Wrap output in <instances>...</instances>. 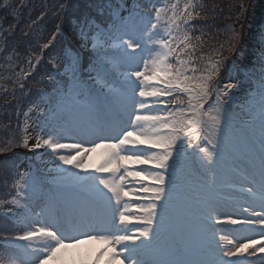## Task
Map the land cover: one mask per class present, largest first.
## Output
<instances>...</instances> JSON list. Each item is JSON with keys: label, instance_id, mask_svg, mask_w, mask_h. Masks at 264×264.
<instances>
[{"label": "snow or ice", "instance_id": "6c2138e0", "mask_svg": "<svg viewBox=\"0 0 264 264\" xmlns=\"http://www.w3.org/2000/svg\"><path fill=\"white\" fill-rule=\"evenodd\" d=\"M202 7L198 0H186L182 8L177 0L170 5V14L169 8L154 7L139 39L117 38L114 46L123 50L129 65L136 63L137 52L144 62L143 69L131 67L125 75L127 91L131 92L122 101L127 119L118 115L112 120L90 121L73 130L72 142H64L67 139L64 129H52L35 137L36 142L31 146L27 137L16 145L31 152L50 150L61 164L72 168L86 170L88 166L83 158L87 155L91 159V154L98 153L103 162L95 167L98 175L84 178L92 181L94 206L75 220H66L51 201L46 219H32L33 214L22 199L28 197L29 191L36 193V182L30 174L20 175L13 182L16 194L11 203L24 210V226L28 230L10 241L5 237L11 250H0V264H244L233 258L264 254V140L261 141L258 172L255 168L251 172L245 168L237 189L241 194L258 198L260 210L249 204L242 209L246 215L234 217L219 213L215 206L208 208L209 221L233 226L229 229L231 238L229 234H219L221 243L217 244L213 259L171 258L166 246L153 243L164 226L177 165L181 159L197 152L202 165L216 163L227 138V107L242 86L240 80L227 83L216 93L215 102L210 101L215 89L210 82L219 72L221 61L209 60L203 69L199 68L198 59L202 57L198 58L196 51L200 37L193 42L187 31L190 22L199 18L197 9ZM162 19L167 26L164 34L158 30V22ZM258 36L262 45L259 112L264 129V23ZM144 53H147L146 58ZM240 56L244 57V51ZM240 71L248 69L241 66ZM40 114L44 115L42 109ZM200 142H206V146L201 147ZM190 149L193 152H189ZM7 150L0 148V152ZM62 171L69 172L76 180L81 179L68 169ZM257 175L258 197L257 189L252 186ZM130 193L134 194L133 199L147 201L131 214L129 202L124 199ZM154 223L157 227H153ZM141 224L145 227H139ZM212 230L215 236L218 230ZM258 259L264 261V256Z\"/></svg>", "mask_w": 264, "mask_h": 264}, {"label": "rangeland", "instance_id": "374dc122", "mask_svg": "<svg viewBox=\"0 0 264 264\" xmlns=\"http://www.w3.org/2000/svg\"><path fill=\"white\" fill-rule=\"evenodd\" d=\"M207 2L208 0H203ZM215 0H213L214 2ZM228 0H221L218 2L217 9L220 12L222 9V6H225L227 11L224 12L225 16L229 17L231 19V26L230 29L226 28L227 26H223L219 29L225 35L226 42H233L235 37L236 40L234 42V45L239 43V41L242 39L244 41L246 50H250V52L256 53L254 50V46H256L255 41L257 40L254 35H250L247 33V31L244 28L245 25V19L247 15L249 14L247 9V3L248 0H229V4L227 2ZM186 2V0H181V6ZM157 3H160L159 0H157ZM122 9L117 11L116 14L122 21L123 13L127 14L128 12H132V9L136 6L133 4V1H123L122 2ZM155 7V5H154ZM153 9L151 12L153 13ZM217 11V12H218ZM261 11H264V9H261ZM170 13V11H169ZM152 14H149L147 16H139L137 13H133L132 17L137 19V25L139 22H143V20L146 21V19L151 16ZM195 21L192 22V25L187 29L189 32L190 30H194L195 34H198V32L201 31V29H196L197 25L200 23L199 19H194ZM160 23H163V25H160ZM135 24L131 21H125L123 23V26L125 27L122 32L118 31H111L110 33L106 34H100L95 33L94 31L88 30L83 28V26L80 27V30L84 34V38H82L86 42V46L89 52H94L96 55H98L101 60H103V66L107 67L110 72H114L116 75V80L111 77L109 73H106L104 71H101V69H98L95 67V64L92 66L93 70L89 72L90 74H87L86 78H88L91 82L96 84L98 88H100L102 91H107L110 93L116 92L117 94H123L125 96L126 94L121 92L123 89L126 88L125 83V75L130 70L131 67H138L140 69L144 68V62L142 59H140L141 53L137 52V60L136 63L133 65H129V63L126 62V60L123 57V50L115 47L114 45L118 43L117 38L127 39L129 36H131L133 39H139L142 34H139V31L135 30L133 28ZM202 28L205 29L208 27V23L206 21L201 22ZM150 26V25H149ZM166 24L162 21L159 22V31L161 34H164L166 30ZM131 28L133 30H131ZM244 28V29H243ZM127 32V35H124V33ZM241 35L245 37V39L241 38ZM241 38V39H240ZM96 44L97 47H93V45ZM246 50L243 48L242 51H244V55L247 53ZM206 52V50H205ZM212 57L216 60L218 56L221 54V49H215L211 51ZM249 54V53H248ZM251 54V53H250ZM145 58L147 57V53L143 54ZM257 55V53H256ZM76 55L72 54L70 57V62H74L76 60ZM203 59V58H202ZM202 59L198 60V65L200 67V64L203 62ZM224 62V59L221 60V64ZM76 64V61H75ZM104 70V69H103ZM221 70V65H220ZM219 70V72H220ZM219 72L216 76H218ZM106 73V74H105ZM113 74V73H112ZM215 76V77H216ZM118 80V81H117ZM124 81V82H123ZM242 81V80H240ZM258 81V80H257ZM254 87V90L251 89L248 91V93L245 96V100L247 102V108H250L251 110L245 111L242 115L243 117H251L249 122H245V124H241L243 120L241 118L235 117L233 115V112L231 110V106L228 105L226 110V120L227 123L225 125L226 128V139L222 143V150L225 154V152L233 153L232 149L229 148L232 144H235L234 142V136L232 135L231 129L236 125L239 130H237V133L239 134V138L241 139L240 142H238L236 139L235 141L239 144L238 149L241 147V149H246V145L248 142L246 141L248 139V136L251 134L258 135L263 132L264 129L260 127L259 124L262 123L260 120V112H259V102H260V95H259V83L255 81L252 88ZM256 88V89H255ZM127 89V88H126ZM224 89V87H222ZM221 89V90H222ZM214 90H217L216 88ZM127 95L130 96L131 92L127 91ZM59 105L62 108L61 110L64 111V113H67L70 117H77L79 115H82L87 110L85 106H78L74 105V101L66 96L64 93H60L59 95ZM76 98V97H74ZM124 98V97H123ZM122 97H119L118 99L123 101ZM137 99H141L140 97H136ZM71 99V100H70ZM149 102H150V98ZM80 100V99H79ZM251 111V112H250ZM28 115L25 116L22 123V129L24 130V138L27 137L28 143L31 146L32 144H35L36 139L35 137L42 135L44 133H47L51 131L52 129L61 130L64 129L63 135L67 137V139L64 142H72L74 137V131H70V129L67 128L66 132V125H61L56 123L52 118L46 117L45 115H41L40 112L34 110V108L30 109L27 113ZM151 114H157V113H151ZM162 114V113H158ZM82 123L84 121L83 119L78 118ZM127 119V116H126ZM250 121H253L254 123H250ZM259 125V126H258ZM78 139H84L89 140L91 137H76ZM25 151H27L28 154L33 155L34 161L36 164L26 161L22 159L20 161V164L16 167L18 170V175L14 176L13 182L15 180H18L20 175L22 174H30L32 179L36 182V193L34 194L32 191H29L28 197L26 199H22V203H25L27 207L32 212V219L34 220H44L47 217L48 214V208H49V202L50 197L46 192V188L43 185V183H40V179L42 177H50L52 180H56L57 182H60L61 184L69 182L71 186H73V189H78L80 192H85L88 188L90 192H92V181L84 179L85 177H88L90 175H98L95 173V167H98L100 163L103 162V158L97 153V154H91V159H89V156H84L83 163L87 165V169H78L73 168L70 172L77 173L79 177H81L80 180H76L75 177L71 176L69 172L62 171L63 169H67V165L61 164V162L57 159V157L50 151L46 149H38L35 152L29 151L28 148H25ZM248 151V150H246ZM189 152H193V150H189ZM198 153V152H197ZM196 153V155H197ZM227 158V157H225ZM222 159L224 163L226 162V159ZM2 163H0L1 168ZM211 166L207 165H200L197 159L195 158V155L189 156L186 159H181L179 164L176 167L175 170V178H174V186L172 187L171 192V198L168 201V207L165 214V220L164 224L166 228L171 227V223L174 225L173 227V235L177 236L180 240L184 243V246L182 245V242L179 246V252L182 253L184 256V259H195V260H202L203 261L211 260L214 258V250H204L200 252V249L204 248L206 249L207 245H213L216 247L217 244L221 243L219 241V233L214 236L213 238V230L208 228L207 226L202 225L201 219L198 218L200 214H203L205 217H208V211L209 207H203V204L206 200V194L209 191H213L214 193V187H212L211 180L208 179V176H202L204 173L207 174V172L212 169ZM70 169V168H69ZM68 169V170H69ZM204 172H202V171ZM44 173V176L41 175V173ZM167 175V174H166ZM131 180V178H129ZM214 182L219 183V177L217 176V172H215V177L213 178ZM225 183V181H222ZM147 183V181H145ZM231 183V182H230ZM77 184V185H75ZM131 187V185H129ZM136 187H139V185H136ZM206 190V192H205ZM16 194V190H14V195ZM133 193H130L128 197H125L124 199L129 202V213H135L136 208L138 205L141 204H147V201H140L133 199ZM12 198H10L7 201H0V211L2 214H5L7 217L13 218L17 221H23L24 216V210L21 208H18L15 204L11 203ZM212 206V205H211ZM11 210V211H10ZM175 211V212H174ZM13 213L16 215L13 216ZM215 215V214H214ZM201 221V223H200ZM135 223V221H133ZM154 225H156L154 223ZM169 225V226H168ZM197 225V226H196ZM131 227V225H129ZM139 227H145V225H139ZM195 227H198L196 229ZM198 232H201V237H198ZM223 234H226L222 232ZM199 246H194V244L201 243ZM170 240H173L172 238ZM7 243V242H6ZM119 247V246H117ZM183 247H186V251L183 250ZM259 257L261 256V253H257ZM246 255V254H245ZM187 256V257H186ZM172 258V257H171ZM236 258V257H234ZM233 258V259H234ZM262 261L258 264H264ZM249 263V262H248ZM127 264V262H125Z\"/></svg>", "mask_w": 264, "mask_h": 264}, {"label": "trees", "instance_id": "16d2710c", "mask_svg": "<svg viewBox=\"0 0 264 264\" xmlns=\"http://www.w3.org/2000/svg\"><path fill=\"white\" fill-rule=\"evenodd\" d=\"M220 1L202 0L200 14H205L213 7L217 20L222 23L230 20L224 15L227 11L225 6L218 11L217 5ZM1 2L2 0H0V148L8 149L0 152V159L3 160L9 157L14 149H19L16 145L21 143L20 132L13 124L16 120V108L25 109L30 102L44 99V93H49L50 97L54 90L73 80V72L67 71V63L65 59L63 60L69 47L64 46L61 30H68L72 18L76 20L93 18L99 22H106L109 18L96 12L99 6L105 5L101 0H51V2L48 0L46 10L37 0H14L13 7H5ZM227 2L229 4V0ZM55 30L57 35L52 37ZM73 39L76 40L75 37ZM45 44L49 46L45 48ZM28 53L34 54L31 56L33 62L31 65L34 66L25 76L22 74L24 70L21 66L25 64L23 58L28 57ZM53 64L56 67H53ZM28 82L31 91L26 99L25 85ZM2 179L3 176L0 174V190L4 188ZM2 220L4 219L0 217V225L3 223Z\"/></svg>", "mask_w": 264, "mask_h": 264}]
</instances>
